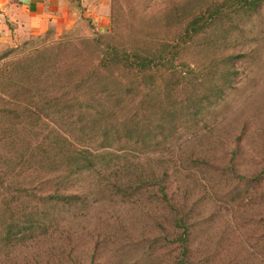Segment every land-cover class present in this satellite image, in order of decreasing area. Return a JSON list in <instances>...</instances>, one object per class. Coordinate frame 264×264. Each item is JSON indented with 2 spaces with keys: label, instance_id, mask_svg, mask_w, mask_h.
Wrapping results in <instances>:
<instances>
[{
  "label": "rangeland",
  "instance_id": "1",
  "mask_svg": "<svg viewBox=\"0 0 264 264\" xmlns=\"http://www.w3.org/2000/svg\"><path fill=\"white\" fill-rule=\"evenodd\" d=\"M247 1L102 0L99 20L57 37L1 30L0 264H175L180 230L168 211L181 207L189 261L264 264V0ZM211 11L217 21L188 38L185 25ZM109 46L161 60L138 76L103 71L95 85L109 94L69 111H5L60 77L42 69L51 60L85 73ZM137 126L145 138L136 143ZM101 136L114 155L102 173L67 177L74 150L102 151ZM163 185L174 208L158 201ZM55 192L81 201L51 206ZM29 211L40 227L5 245L6 223L25 224Z\"/></svg>",
  "mask_w": 264,
  "mask_h": 264
},
{
  "label": "trees",
  "instance_id": "2",
  "mask_svg": "<svg viewBox=\"0 0 264 264\" xmlns=\"http://www.w3.org/2000/svg\"><path fill=\"white\" fill-rule=\"evenodd\" d=\"M243 3L245 5H252V1L243 0ZM216 12L217 11H211L206 16H199L189 21L183 29L184 34L187 35L188 38H192L193 36L203 32L205 28L209 27L217 21ZM61 45L62 44L60 42H57L51 44L50 46H43L40 49H37L35 53L40 57L42 54H46L47 56L48 54L50 55L53 50L60 49ZM158 60H161V57L158 58L152 56V58H150L142 54L134 53L131 51L128 52L126 50L110 46L104 48L100 52V56L97 59V63L92 68L88 69V71L85 73L81 72L80 70L71 68L72 66L67 65V63H63V67H61L60 65L58 66L56 65L57 60H51V67L44 65L46 68H41L49 70L51 74H58V76L62 77V79L58 77L53 81V83L48 85V88L43 89V95H38L39 98L35 97V102L32 101L31 103L18 100L19 104L15 103V106H13L11 109H6V107H4L3 109H6V112H14L15 114H18L22 117H32L31 108H34V110L38 114L39 119L40 113H50L51 109L57 107L58 105H64V109L66 111H69L73 109V104H80V100L84 97H88L90 100L95 101L96 99L102 98L109 94V88H107L106 86L95 85V78L101 77L103 71L107 72L106 74L110 75L113 74L110 68H114L115 70L118 69V71L133 74L134 76L143 75ZM21 61L22 59H17L16 61H13V63L19 64V62ZM22 62L27 64L24 60ZM20 71L21 73H27L29 69L20 68ZM63 72H67V75H65V73ZM123 122L124 121H122V123ZM142 122L143 121H140L139 123ZM139 123H137V125ZM167 123L168 124L164 125H166V128L169 131L165 132L169 133L175 128V125H171L170 119ZM141 130L142 129L140 126L136 127V135L134 136L135 138H137L135 141L136 143L137 141L141 142L145 138V135L141 134ZM106 138L102 139L101 136V140H105V142H100L97 145L100 150L104 148H109L110 142L106 141ZM117 148H119V150L124 149V146L121 145V141L117 142ZM109 156L114 155L110 152L103 150L92 152L89 147L81 150H74V155L72 154V157H70L71 162L69 165V170H67V177L77 176L79 174L82 175L86 172L102 173L104 169V163ZM118 183L119 180H117L116 183L114 182V187H120ZM138 188L140 187H137V189ZM127 190V188H124V191L127 192ZM157 194L159 196L158 201H161V203L164 204L167 209L174 208L173 206L175 205V203H170V201L168 200L165 185L157 189ZM45 201L50 202L51 206H55L56 204L72 206L80 202L81 197L80 194L76 192H70L67 194L55 192L45 197ZM188 214V212L183 211L182 207L181 209H175L174 212H170V210L168 211L169 218L173 222V231L180 230L179 234H177L178 236H176L175 238V242L177 243V246L180 247L181 253L183 255L179 256V258L176 259L177 263L175 264H195L192 263V261H189L190 258L187 257V253L189 251V246L187 245V232L189 228V223H187ZM23 221L25 224H22L21 226L15 221H9L8 223H6L1 236V240L5 245L15 241H22L26 232H31L33 229L39 228L41 224L35 213L30 211L28 213H24ZM94 257L95 256L92 253L91 259H94Z\"/></svg>",
  "mask_w": 264,
  "mask_h": 264
},
{
  "label": "crops",
  "instance_id": "3",
  "mask_svg": "<svg viewBox=\"0 0 264 264\" xmlns=\"http://www.w3.org/2000/svg\"><path fill=\"white\" fill-rule=\"evenodd\" d=\"M103 5L102 0H0V32L51 31L57 37L81 18L99 20L97 8Z\"/></svg>",
  "mask_w": 264,
  "mask_h": 264
}]
</instances>
